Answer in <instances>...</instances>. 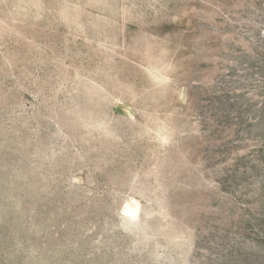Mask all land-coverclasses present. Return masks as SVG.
Segmentation results:
<instances>
[{
    "label": "rangeland",
    "instance_id": "1",
    "mask_svg": "<svg viewBox=\"0 0 264 264\" xmlns=\"http://www.w3.org/2000/svg\"><path fill=\"white\" fill-rule=\"evenodd\" d=\"M0 264H264V0H0Z\"/></svg>",
    "mask_w": 264,
    "mask_h": 264
},
{
    "label": "bare ground",
    "instance_id": "2",
    "mask_svg": "<svg viewBox=\"0 0 264 264\" xmlns=\"http://www.w3.org/2000/svg\"><path fill=\"white\" fill-rule=\"evenodd\" d=\"M133 210V209H132Z\"/></svg>",
    "mask_w": 264,
    "mask_h": 264
}]
</instances>
